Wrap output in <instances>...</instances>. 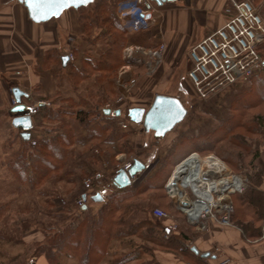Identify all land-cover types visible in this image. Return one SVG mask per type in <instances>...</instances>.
<instances>
[{
    "label": "rangeland",
    "instance_id": "rangeland-1",
    "mask_svg": "<svg viewBox=\"0 0 264 264\" xmlns=\"http://www.w3.org/2000/svg\"><path fill=\"white\" fill-rule=\"evenodd\" d=\"M135 1L137 2V0ZM147 1L148 4L145 7L149 8L151 13L147 27L142 30H140L141 28L134 29L135 32L130 33V38L120 48L119 64L116 63L109 73L93 72L89 78L84 80L68 77L66 71H62L57 78L53 79L55 92L50 96L39 98L33 104L39 106L38 103L42 102L46 106H50L52 103L53 109L57 112L62 109L71 112L82 109L86 112L89 116L88 120H90L89 132L92 134L93 131L94 136H96L92 144H100L101 147L99 148L102 154L100 160L92 162L91 159L76 158L74 159L76 163L71 161L67 166L72 172L70 178L73 182L71 184H56L53 180H47L48 182L45 181L32 189L28 183H17L7 167L8 160L13 158V153L18 149L17 146L11 150L12 143H14L13 136L11 135L2 141V152L7 154L4 165L16 182V186L13 196L0 198V207L7 205V210L0 219V264H32L31 262L38 254L44 255L51 264H81V258L86 253V247L83 244L79 247L66 245L59 250H50L48 242L50 244L51 240H48V236L52 237L54 234H58L57 228L64 229L69 226L68 230L71 231L81 220L87 217V214L93 216L105 204L107 205L109 198L119 190L111 184L113 176L123 163L135 157L142 159L145 168L133 178L129 185L133 188L143 183L148 177L157 174L159 170L168 171L167 162L175 163L171 169L174 174L176 167L192 152H199V155L194 153L193 156H197L204 163L218 159L221 165L226 168L222 176L239 177L242 179L244 187L241 191L229 194L228 197H220L219 199L215 196L214 200H219L220 204L225 207L228 205L229 208H220L219 211L213 209L214 216L200 217L198 226L204 224L206 220L221 224L220 221L225 215L229 219L230 224L228 225H236L235 218L253 222L252 218L245 213L242 203L248 198H253L254 203L262 204L255 210L260 213L261 223L263 222L264 203L259 189L261 187L264 189V104L254 106L251 103V107L242 121L243 124L241 123L242 126L222 137L219 130L235 114L233 101L241 96L240 91L247 86V79L236 82L207 100L199 99L186 79V71L189 68L187 58L190 48L189 40H193L196 34L202 31V26L191 23L192 19L187 18L190 14L186 10L187 1L177 3L175 0L166 2L161 6H158L154 0ZM249 1L264 19V0ZM172 4L174 5L172 6ZM225 4L227 5V0H225ZM117 6V18L123 24ZM71 10L69 12L76 14L80 31L77 34L69 33L68 38L65 37L61 52L66 54L70 52L73 58L75 56V59L72 60L77 65L81 64L82 58H89L96 63L99 54L108 49L106 36L103 35V31L96 27H90L85 32L83 24L78 20V11L73 8ZM173 10H179L177 11L176 22L172 20L173 14L176 15L172 12ZM165 18L167 20L164 25ZM153 27L160 31L162 29L163 33H170L172 40L169 45L164 47L161 60L156 64L155 69L149 72L147 65L155 62V57L148 53L137 52L135 56L141 58L142 62H133L126 57L125 48L128 45H138L147 51L151 47H159L162 43L158 41L160 31L155 35L156 41L153 38L151 40L146 38V32ZM72 60L70 59L68 62ZM118 77L121 79L133 77L135 79V82L130 85L129 94L123 101H117L120 95L117 86ZM94 82H96V86ZM156 94L175 96L187 109L185 118L160 138H154L152 131H144L141 123L131 122L125 115L127 107H149ZM36 96L38 97L40 94L37 93ZM101 108L111 109L110 116H114V110H121L120 115L113 120L112 128L108 131L105 128L109 120L98 116L99 113L101 114ZM36 116L37 114L34 115L36 126L32 133L34 136L26 141L29 145H33L32 141L35 142L41 137L46 127L52 126V123H40ZM96 116L98 117L96 118ZM69 120L77 136L85 138L87 134L80 128L77 121L73 118H69ZM114 132H118V135H112ZM122 133L125 136L120 139L119 136ZM110 141H114L119 146L127 143L130 152H118L110 159L109 152L104 150L111 148ZM163 173L165 174L164 170L161 174ZM84 177L92 178V185L88 190H84L82 186ZM166 181L164 190H162L164 197L158 200L157 204L158 208L167 214V217H155L153 215L155 207L151 208L148 214L157 222L156 224H162L166 227L168 223L175 222L178 230H181V228L191 224L187 222V216L177 205V197L173 194L174 189L170 184H168L170 194L168 193ZM182 189L186 199L189 201L195 199V193L190 187L187 186ZM51 193H54L53 197L49 196ZM82 193H86L87 196L88 209L85 211H80L78 206V198ZM97 193L102 196V200L92 201L91 196ZM152 193L154 192H146L141 195L139 202L149 201ZM61 200H64L65 203H62ZM140 217L141 215L129 216L125 221V226L121 229L126 231L129 224L134 223L133 221ZM199 228L204 229L205 224L204 228ZM144 237L147 239L156 238L157 235L153 233L147 235L146 233ZM96 238L90 254L93 261L90 264H99V255L103 257H101V262L124 264L135 257L141 258L143 256L145 258L147 256L146 251L149 254L152 253L153 249H158L153 244L138 237L119 240ZM162 238L168 239L164 237V234ZM99 248L102 250L101 253L98 252Z\"/></svg>",
    "mask_w": 264,
    "mask_h": 264
},
{
    "label": "trees",
    "instance_id": "trees-1",
    "mask_svg": "<svg viewBox=\"0 0 264 264\" xmlns=\"http://www.w3.org/2000/svg\"><path fill=\"white\" fill-rule=\"evenodd\" d=\"M254 1L257 2L259 0ZM119 2L120 0H95L87 6H81L76 9L78 11V20L83 24L84 31L86 32L90 27H96L100 31H103V35L107 39L108 49L99 54L96 63L89 58H82V65H77L72 60L66 63L64 67L62 66L57 51L55 49L47 50L44 53L42 66L49 70L53 79L57 78L62 71H66V76L84 80L89 78L93 72L109 73L116 63H120L118 58L120 48L130 38V33L135 32V30L127 28L118 20L116 6ZM146 27L139 29L142 30ZM259 51L264 58V42L259 46ZM73 59H75V56ZM246 81H248V84L245 88L241 89V96L237 98V102L233 101V111L235 110V114L219 130L220 134L222 133V137L234 131L237 127L242 126V121L246 117L251 103L254 106L264 104V93H262L264 90V65L255 74L247 78ZM115 112L113 114L114 116H110V114L104 112V108H101V114H98V116L109 120L105 128L107 131L112 128V122L118 116ZM35 114H37L36 118H38L40 123H52V126L46 127L41 137L33 145H29L25 140H20L18 149L13 153V158L7 162V167L17 183H28L32 189L47 180H53L56 184H71L73 182L70 178L72 172L67 168L71 161L76 163L74 159L80 158L81 160L91 159L94 162V160L98 161L102 158L99 149L101 148L100 144H92L96 136H94L93 131L92 134L89 132V116L82 109L76 112L62 109L57 112L53 109V104L50 103V106L43 105L38 108ZM69 118L76 120L80 128L86 132L87 136L85 138H79L77 136L74 128L71 126ZM216 134L218 135L219 133L217 132ZM112 135H118V132H114ZM124 136L125 134L122 133L119 138L121 139ZM109 143L111 148L104 150L109 152L110 159L118 152H130L127 143L120 146L114 141H110ZM135 158L142 161L138 157ZM174 164L172 161L170 163L167 162L166 166H169L168 171L162 169L165 171V174H161L162 170H159L157 174L148 177L136 188L127 186L117 190L109 198L107 205L105 204L97 214L93 216L87 214V217L81 220L71 231L68 230L69 226L64 229L57 228L58 234H54L52 237L48 236V240H51L50 244L48 242L49 249L59 250L66 245L79 247L83 244L86 247V253L81 258V264H90L93 261L90 254L93 245H95L94 241L97 239L96 237L109 240L138 237L153 244L156 248L177 251L180 244L176 235L172 234L167 240H164L162 235L166 230L165 225L156 224L157 222L148 214L151 208L158 207L157 201L164 197L162 190H164L165 181L168 180L172 173L171 169ZM146 192L154 193L151 194L149 201L140 203V196ZM53 194L51 193L49 196L53 197ZM261 197L264 203V195L261 194ZM253 200V198H248L242 202L245 213L252 218L253 222L235 218V224L240 226L242 232L250 239L260 235L262 220L260 213L255 210L262 204L254 203ZM6 210L7 205L0 207V219ZM131 215H141V217L133 221L134 223L132 224L128 223L129 226L126 231H123L121 228L125 226V221ZM245 229L246 231H244ZM146 233L147 235L153 233L157 237L147 239L144 237ZM98 252L101 253L102 250L99 248ZM184 253L193 255L194 252L189 248ZM101 257L102 255H99L98 263L108 264L107 261L101 262Z\"/></svg>",
    "mask_w": 264,
    "mask_h": 264
},
{
    "label": "crops",
    "instance_id": "crops-1",
    "mask_svg": "<svg viewBox=\"0 0 264 264\" xmlns=\"http://www.w3.org/2000/svg\"><path fill=\"white\" fill-rule=\"evenodd\" d=\"M184 1L186 0H176L177 3ZM225 7V0H190L187 3L186 10L190 12L187 18L192 19L191 23L202 26V31L197 33L193 40H189V47L224 22ZM71 9L65 10L57 18L36 23L28 17L27 10L20 0H0V136H2L0 137V198L13 196L16 186V182L4 165L7 154L2 152V141L12 135L14 143L11 150H13L19 146L20 140H23L20 136L22 130L12 125V117L8 113V109L13 105L11 88L18 87L28 94L29 98L22 97V102L27 105H33L39 98L50 96L55 92L53 78L49 70L42 66V62L47 50L55 49L58 56L66 54L61 52L65 37L69 33L77 34L80 31L75 12H69L72 11ZM177 11L179 10L172 11L177 15L173 14V22L178 18ZM166 20L165 18L163 21L164 25ZM158 31L160 30L151 28L146 32V38L148 40L153 38L156 41L155 35ZM159 34L158 41L165 46L169 45L172 40L171 34L163 33L162 29ZM37 93L40 96L37 97ZM43 105L45 103L39 106L33 105V128L36 126L35 112ZM33 128L30 139L33 136ZM261 188L259 191L264 195V189ZM204 224V229L191 224L174 233L180 246L182 243H189L198 250V254L184 253L189 248L180 250V246L177 251L158 248L153 249L149 254L146 251L145 258L135 257L124 264H215L227 257L232 259L230 264H264V218L260 235L252 240L247 238L237 225L225 226L212 220H206ZM202 253L209 255L202 257ZM31 263L51 264L44 255L39 254Z\"/></svg>",
    "mask_w": 264,
    "mask_h": 264
},
{
    "label": "built area",
    "instance_id": "built-area-1",
    "mask_svg": "<svg viewBox=\"0 0 264 264\" xmlns=\"http://www.w3.org/2000/svg\"><path fill=\"white\" fill-rule=\"evenodd\" d=\"M147 0H123L118 3L117 10L123 19V24L129 29H139L147 25L150 18H146V13H151L149 8H146ZM226 19L224 22L214 28L209 33L205 34L198 42L192 45L187 54L189 61V68L186 71V79L193 89L195 95L202 100H207L211 96L217 94L221 90L235 84L236 82L247 79L264 65V58L259 51V46L264 42V19L257 12L255 7L249 0H227V5L224 8ZM165 45L161 44L156 49H144L138 45H128L125 48V55L133 62H142L141 58H136L135 54L148 53L155 57V62L148 63L147 69L149 72L153 71L161 60V53ZM69 59H73L72 54L67 53ZM123 79V78H122ZM118 77L117 86L120 95L117 101H123L130 92V85L135 82V79H123ZM42 103V102H39ZM35 142L32 141V144ZM199 152H192L188 156ZM133 159L122 164L124 170L131 167ZM235 178V177H234ZM239 178V177H238ZM241 179V178H240ZM171 181V176L166 183L168 191V184ZM235 191H241L244 187ZM92 185L91 177H84L82 179V186L84 190H88ZM233 191V192H235ZM232 192V193H233ZM169 193V191H168ZM170 194V193H169ZM65 203L64 200H61ZM81 195L78 198V206L84 204ZM220 202V201H219ZM181 209L180 205L177 204ZM220 208H229L222 204H216L213 208L203 210L199 216H187V222L195 225L200 222V217H206L213 214V209L219 211ZM205 211V212H204ZM153 215L157 218L167 217V214L160 208L155 207ZM220 223L228 225L229 219L225 215ZM198 226V224L196 225ZM198 227L204 228V224H199ZM178 230L175 222H170L166 225L164 237L167 239ZM189 243H182L180 250L190 248ZM232 259L227 257L217 261L215 264H230Z\"/></svg>",
    "mask_w": 264,
    "mask_h": 264
},
{
    "label": "water",
    "instance_id": "water-1",
    "mask_svg": "<svg viewBox=\"0 0 264 264\" xmlns=\"http://www.w3.org/2000/svg\"><path fill=\"white\" fill-rule=\"evenodd\" d=\"M95 0H88L87 3H72L69 0L67 6L58 7H45L39 12H36L28 3L24 0L20 2L24 5L27 10L28 17L36 23L47 21L51 18L59 17L65 10L69 8L77 9L81 6H87L88 4L94 2ZM158 6L165 4L166 2H171L175 0H154ZM187 3L190 0H186ZM148 17V15L146 16ZM62 66L64 67L69 61V56L67 54L60 56ZM13 96V105L8 109V113L12 117V125L15 128H20L22 132L20 136L23 140L28 141L31 135V129L33 128V105H27L22 102V97L29 98L28 94L18 87L11 88ZM42 103H39L40 105ZM106 114H110L111 110L109 108H104ZM121 111L116 110L115 114L120 115ZM187 114V109L182 104L179 98L171 95L156 94L149 105V107L144 108L141 106H131L127 107L125 110V115L128 120L134 123H141L143 130L146 132L152 131L154 138H160L165 136V134L171 131L179 122H181ZM145 164L134 158L133 163L130 168L124 170L119 168L111 180V184L117 189H122L131 184L133 178L144 170ZM82 199L86 200V194H82ZM92 201L102 200L100 194H94L91 196ZM185 203V202H182ZM80 211H85L88 209V205L85 203L81 206ZM191 250L198 254V250L192 246ZM208 253H202V257H208Z\"/></svg>",
    "mask_w": 264,
    "mask_h": 264
},
{
    "label": "bare ground",
    "instance_id": "bare-ground-1",
    "mask_svg": "<svg viewBox=\"0 0 264 264\" xmlns=\"http://www.w3.org/2000/svg\"><path fill=\"white\" fill-rule=\"evenodd\" d=\"M225 170V166H222L218 159L204 163L193 154L176 167L169 184L174 189L173 194L185 214L197 217L203 210L211 209L220 203L219 200H214L215 196L219 199L228 197L233 191L242 187L240 178L222 176ZM209 174L211 176H208ZM187 186L195 193L194 200L189 201L183 195L182 188Z\"/></svg>",
    "mask_w": 264,
    "mask_h": 264
},
{
    "label": "snow or ice",
    "instance_id": "snow-or-ice-1",
    "mask_svg": "<svg viewBox=\"0 0 264 264\" xmlns=\"http://www.w3.org/2000/svg\"><path fill=\"white\" fill-rule=\"evenodd\" d=\"M25 3H28L36 12H39L42 8L45 7H64L67 6L69 0H24ZM72 3H87L88 0H71Z\"/></svg>",
    "mask_w": 264,
    "mask_h": 264
}]
</instances>
